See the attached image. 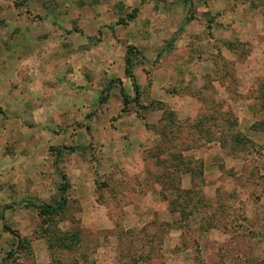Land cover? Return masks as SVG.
<instances>
[{
	"label": "rangeland",
	"instance_id": "374dc122",
	"mask_svg": "<svg viewBox=\"0 0 264 264\" xmlns=\"http://www.w3.org/2000/svg\"><path fill=\"white\" fill-rule=\"evenodd\" d=\"M0 1L25 10V0ZM43 7L87 35L67 55L88 54L37 65L52 77L39 81L34 107L46 108L49 92V110L29 119L0 102V264H264V0ZM130 47L144 59L133 57L136 103ZM75 69L92 88L76 87L62 99L71 111L59 112L54 100L69 92L52 78ZM60 175L70 183L62 213L25 207L56 208Z\"/></svg>",
	"mask_w": 264,
	"mask_h": 264
},
{
	"label": "crops",
	"instance_id": "0c3cea01",
	"mask_svg": "<svg viewBox=\"0 0 264 264\" xmlns=\"http://www.w3.org/2000/svg\"><path fill=\"white\" fill-rule=\"evenodd\" d=\"M50 1L52 0H25V10L19 11L14 8L9 9L6 5V7L1 6L0 8V102L2 104L7 102L3 107L14 106L15 110H19V113H26L28 116L30 114L34 116L37 112L49 110V104H51V99L48 100L49 92H42V97L45 99L42 104L46 108L39 107L35 109L34 107V99L40 94L38 90L39 81H42V79L45 81L48 78L50 81L52 77L44 75V78H41L36 72L37 65H41L40 63L48 64L49 58L61 62L69 59L85 58L88 54L85 51L67 55L69 48L73 50L85 48L89 43V39L87 35L72 29V15H64L63 18L58 16L54 8L45 9L43 7V2L48 4ZM84 13L87 16V11ZM38 16L45 23L43 28L38 25V20L41 21ZM67 42L69 47L66 45ZM99 49H102L101 44ZM96 50L98 49L96 48ZM9 66H12V69ZM79 71V69H75L74 72L76 73H70L67 77L66 75L59 76L57 74V80L52 78L56 85L51 88L58 93L62 91L64 93L69 92L68 95H57V102L62 105L58 106L56 100H54V105L58 107L59 112L71 111L72 105H69V100L74 98L73 94L76 96L75 91H73L76 87L80 86L86 90L92 88L91 83ZM11 90L13 92H10ZM46 90L50 91L48 88ZM128 97L130 98L129 95ZM53 98L55 99V97ZM64 98L69 100H62ZM79 102L84 104V101L80 99ZM11 103L12 105H10Z\"/></svg>",
	"mask_w": 264,
	"mask_h": 264
},
{
	"label": "trees",
	"instance_id": "16d2710c",
	"mask_svg": "<svg viewBox=\"0 0 264 264\" xmlns=\"http://www.w3.org/2000/svg\"><path fill=\"white\" fill-rule=\"evenodd\" d=\"M192 12H193L192 6H190L189 18L187 19V24L190 23L192 20ZM184 29H185V27H183L181 29V31L178 34L179 36L183 33ZM176 40H177V38L169 45V49H171L174 46V43L176 42ZM165 52H166V50L157 56V59H156V62L154 63V65L159 63V61L164 56ZM134 56H137V58L144 60L142 58L141 54L139 52H137L135 48H133V47L128 48L127 52H126V57H125V75H126L127 79L130 80L131 85L133 87V91H134V95H135V99L133 100V102L136 103V102H138V99H139L140 87L136 81V78H135V75L133 72V69H134L133 57ZM109 90H110V88H109ZM120 93H121V96L123 98L125 106L128 105L130 103V100H129V97L123 88L120 89ZM105 101H106V98L101 97L100 104L103 105ZM84 149L85 148L65 149V151L67 154H74L76 152L83 151ZM61 152H62L61 150H57V152H56L57 156L59 154H61ZM60 179L63 183V196L61 198L60 204L56 208H52V207L47 206V205H36V204H32V203L25 204V207H33V208L39 210L43 215H49V216L50 215H59L60 213H62L67 207V193L70 189V183L67 181L66 177L63 175H60ZM10 208L11 207H8L6 209H10ZM1 217H2V220L4 221L3 215ZM20 243L21 242L19 241V245H20ZM12 255L13 254H11V256Z\"/></svg>",
	"mask_w": 264,
	"mask_h": 264
}]
</instances>
